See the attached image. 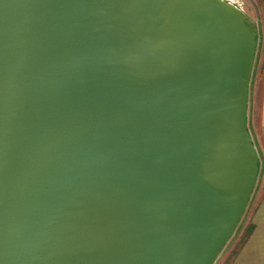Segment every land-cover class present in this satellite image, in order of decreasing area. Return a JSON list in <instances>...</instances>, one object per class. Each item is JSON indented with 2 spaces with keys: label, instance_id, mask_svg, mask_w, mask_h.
I'll return each instance as SVG.
<instances>
[{
  "label": "water",
  "instance_id": "obj_1",
  "mask_svg": "<svg viewBox=\"0 0 264 264\" xmlns=\"http://www.w3.org/2000/svg\"><path fill=\"white\" fill-rule=\"evenodd\" d=\"M256 49L236 0H0V264H214Z\"/></svg>",
  "mask_w": 264,
  "mask_h": 264
},
{
  "label": "crops",
  "instance_id": "obj_2",
  "mask_svg": "<svg viewBox=\"0 0 264 264\" xmlns=\"http://www.w3.org/2000/svg\"><path fill=\"white\" fill-rule=\"evenodd\" d=\"M257 5L259 11L258 61L253 78H255V82L258 80L260 82L258 85L251 83L248 126L259 155V179L260 182H264V0H257ZM244 224L240 234L234 239L222 258L223 264H264V189Z\"/></svg>",
  "mask_w": 264,
  "mask_h": 264
},
{
  "label": "rangeland",
  "instance_id": "obj_3",
  "mask_svg": "<svg viewBox=\"0 0 264 264\" xmlns=\"http://www.w3.org/2000/svg\"><path fill=\"white\" fill-rule=\"evenodd\" d=\"M236 2L239 5V7L242 8V10L252 19V21L254 22L256 28H258L257 26H258V23H259V17H258L259 11L257 9V6H258L257 5V0H236ZM257 49H256L255 62H254V68H253V72H252L250 87H251V83H253L255 85L256 84L258 85V83L260 82L259 80H258V82H255V78H253L254 77L253 74L255 73L254 69H257V61H258ZM250 92H251V89H250L249 93ZM250 97H251V95L249 94V100H250ZM249 113H250V107L248 109V116H249ZM248 128H249V126H248ZM259 177L260 176L258 175L257 182L255 184V187H254L252 196L250 198L249 204H248L247 209H246V211L244 213V217H242V220H241V223H240V226H239V230L236 231L233 234V236L231 237L229 242L226 244L224 249L221 251L219 257L217 258V260L215 261L214 264H223L222 261H221L222 258H224L225 254H226V251L228 250V248L230 247V245L232 244L234 239L236 237H238V235L240 234V231H241V228H242L243 224L247 222V219L249 218L250 213L253 211V209L255 208L260 196L262 195L263 189H264V182H260ZM258 180H259V182H258Z\"/></svg>",
  "mask_w": 264,
  "mask_h": 264
},
{
  "label": "trees",
  "instance_id": "obj_4",
  "mask_svg": "<svg viewBox=\"0 0 264 264\" xmlns=\"http://www.w3.org/2000/svg\"><path fill=\"white\" fill-rule=\"evenodd\" d=\"M259 175V174H258ZM243 217H244V215H243ZM242 220V219H241ZM241 220H240V222H239V225L237 226V228H236V231H238L239 230V226H240V223H241ZM250 227V226H249ZM235 231V232H236Z\"/></svg>",
  "mask_w": 264,
  "mask_h": 264
}]
</instances>
